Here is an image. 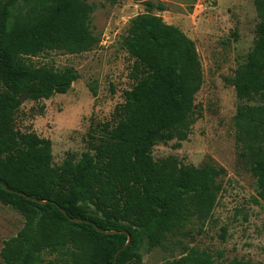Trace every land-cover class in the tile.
I'll return each mask as SVG.
<instances>
[{"label": "trees", "instance_id": "1", "mask_svg": "<svg viewBox=\"0 0 264 264\" xmlns=\"http://www.w3.org/2000/svg\"><path fill=\"white\" fill-rule=\"evenodd\" d=\"M254 5V46L232 81L240 101L233 125L239 162L264 201V0ZM93 12L86 0H0V203L24 218L3 244V264H45L44 255L54 257L46 264H143L142 247L151 252L169 243L179 255L165 264H250L183 242L189 226L211 219L227 172L212 158L196 166L153 157L159 144L188 140L203 85L194 41L160 16L131 20L123 45L135 60L136 84L115 108L116 123L79 161L56 167L51 140L17 129L24 94L49 100L79 79L72 67L27 60L93 50L100 42L90 29Z\"/></svg>", "mask_w": 264, "mask_h": 264}, {"label": "rangeland", "instance_id": "2", "mask_svg": "<svg viewBox=\"0 0 264 264\" xmlns=\"http://www.w3.org/2000/svg\"><path fill=\"white\" fill-rule=\"evenodd\" d=\"M86 2L94 7L90 29L99 44L80 55L47 52L27 60L34 67H72L79 79L67 94L49 100L34 102L25 97L15 115L17 129L51 140L56 167L71 157L79 161L92 145L104 139L106 125L116 123L115 108L124 102V92L136 84L135 60L123 45L131 20L146 14L160 16L194 41L203 85L196 95L195 123L188 140L179 145L177 140L159 144L153 157L173 155L184 164L196 166L212 158L227 172L220 180L223 190L211 219L202 228L189 226L183 242L215 258L222 253V261L264 264V201L257 196L255 178L239 162L233 125L240 101L232 81L254 46L259 22L255 0ZM149 2L153 8L147 6ZM23 225L19 212L0 203V264L4 242L16 236ZM167 245L151 252L142 247L143 264H165L177 257L176 245ZM53 259L51 255L42 257L45 264Z\"/></svg>", "mask_w": 264, "mask_h": 264}, {"label": "water", "instance_id": "3", "mask_svg": "<svg viewBox=\"0 0 264 264\" xmlns=\"http://www.w3.org/2000/svg\"><path fill=\"white\" fill-rule=\"evenodd\" d=\"M25 97H27V94H24V95L21 97V99H20V100H21V101H23ZM61 211L63 212V210H62V209H61ZM129 242H130V239H129L128 243H129ZM128 243H127V244H128ZM116 257H117V255H116Z\"/></svg>", "mask_w": 264, "mask_h": 264}]
</instances>
